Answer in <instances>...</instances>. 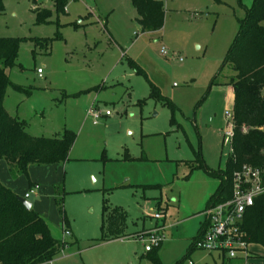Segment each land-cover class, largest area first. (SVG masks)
Here are the masks:
<instances>
[{
    "label": "rangeland",
    "instance_id": "1",
    "mask_svg": "<svg viewBox=\"0 0 264 264\" xmlns=\"http://www.w3.org/2000/svg\"><path fill=\"white\" fill-rule=\"evenodd\" d=\"M163 1L162 29L142 32L130 0H68L61 9L54 0H3L0 37L22 38L6 71L31 91L9 86L7 111L31 135L76 134L65 163L33 164L29 177L0 169V180L21 198L29 194L67 241L52 264H215L192 246L219 183L198 166L225 167L233 126L227 83L236 75L226 57L254 0ZM44 9L50 14L39 22ZM150 82L175 108L151 96ZM92 107L112 114L95 123ZM105 199L128 214L125 235L109 241L101 240ZM157 226L163 245L147 253L138 236ZM253 262L264 257L232 264Z\"/></svg>",
    "mask_w": 264,
    "mask_h": 264
},
{
    "label": "trees",
    "instance_id": "2",
    "mask_svg": "<svg viewBox=\"0 0 264 264\" xmlns=\"http://www.w3.org/2000/svg\"><path fill=\"white\" fill-rule=\"evenodd\" d=\"M130 1L137 11L136 20L142 32L162 29L165 22L163 0ZM67 2L54 0L58 9ZM3 11L4 2L0 0V13ZM49 14L50 11L44 9L38 12L37 20L44 22ZM21 41L22 38L17 37H0V162H4L14 176L26 174L29 177V167L33 164H59L69 160L76 134L66 128L59 137L31 135L26 130L27 122L7 111L5 91L9 86L27 95L31 92L15 85L6 71L16 62ZM226 62L231 63L236 72L227 83L234 90L230 152L224 168L212 169L204 160L198 166L219 181L208 197L206 208L232 196L233 175L245 165L259 168L264 180V0H254L246 17L239 19V31ZM130 65L136 73L145 75L134 61L131 60ZM150 85L151 96L175 108L174 103L162 95L153 83L150 82ZM20 198L0 180V264H45L52 261L62 253L67 241L56 237L48 221L33 206L27 208ZM59 202L67 227L63 201ZM127 220L128 214L123 207L111 205L105 199L101 240L109 241L125 235ZM241 228L250 244L264 247V194L258 196L254 205L246 210ZM204 229L200 228L192 246L195 247Z\"/></svg>",
    "mask_w": 264,
    "mask_h": 264
},
{
    "label": "built area",
    "instance_id": "3",
    "mask_svg": "<svg viewBox=\"0 0 264 264\" xmlns=\"http://www.w3.org/2000/svg\"><path fill=\"white\" fill-rule=\"evenodd\" d=\"M164 55L168 54L166 47L161 48ZM41 76L42 70L38 69ZM89 114L94 122L105 114L111 115L110 110L105 112L92 107ZM232 137V130L228 132ZM264 194V180L262 171L250 165L243 166L233 175V193L225 201L211 204L204 210L207 217V225L201 236L196 240L195 246L208 252H219L228 258L243 256L250 257V243L245 239V233L241 228L246 210L253 206L255 199ZM29 194L25 195V199ZM152 216L156 219L163 218V212H155ZM64 236L71 235V231L64 225ZM162 227L157 226L146 230L138 236L145 243V251L148 253L163 244L164 236L161 233ZM53 261V260H52ZM52 261L47 263L52 264ZM46 264V263H45ZM193 264V262H190Z\"/></svg>",
    "mask_w": 264,
    "mask_h": 264
},
{
    "label": "crops",
    "instance_id": "4",
    "mask_svg": "<svg viewBox=\"0 0 264 264\" xmlns=\"http://www.w3.org/2000/svg\"><path fill=\"white\" fill-rule=\"evenodd\" d=\"M229 90L231 92L230 96L233 98V101H234V90H233V88L231 86H230ZM2 167H6V164L4 162H0V169ZM206 225H207V217H206V221L200 226V228H204ZM71 232H72V230H71ZM257 246L259 247L261 245H259V244H251L250 245V257H249V260L252 259V258L264 257V247L261 246L262 247V250H261V249L257 248ZM209 253H211V255L214 257L215 264H219V263L220 264H228V263L232 264L237 259L239 260V258H240V260L241 259L242 260L245 259L243 256H239V257H236V258H228V257H226L225 255H223V254H221L219 252H209ZM251 264H254V262L251 263Z\"/></svg>",
    "mask_w": 264,
    "mask_h": 264
},
{
    "label": "water",
    "instance_id": "5",
    "mask_svg": "<svg viewBox=\"0 0 264 264\" xmlns=\"http://www.w3.org/2000/svg\"><path fill=\"white\" fill-rule=\"evenodd\" d=\"M20 200L22 201V203L27 207V208H31L32 207V203L30 201H28L25 198H20Z\"/></svg>",
    "mask_w": 264,
    "mask_h": 264
}]
</instances>
